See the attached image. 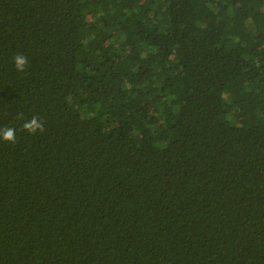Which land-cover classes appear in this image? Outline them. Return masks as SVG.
<instances>
[{"label":"trees","instance_id":"1","mask_svg":"<svg viewBox=\"0 0 264 264\" xmlns=\"http://www.w3.org/2000/svg\"><path fill=\"white\" fill-rule=\"evenodd\" d=\"M6 127L0 264H264V0H0Z\"/></svg>","mask_w":264,"mask_h":264},{"label":"clouds","instance_id":"2","mask_svg":"<svg viewBox=\"0 0 264 264\" xmlns=\"http://www.w3.org/2000/svg\"><path fill=\"white\" fill-rule=\"evenodd\" d=\"M13 67L14 70L18 73H24L28 64L27 57L24 56L22 53H18L16 56L13 57ZM19 119H23V114H20L18 117ZM21 128L24 132L28 135H36L37 133L44 132V124L43 122L37 117L33 116L30 120L25 121ZM0 140L7 142L9 144L16 143V129L11 127H6L0 129Z\"/></svg>","mask_w":264,"mask_h":264}]
</instances>
